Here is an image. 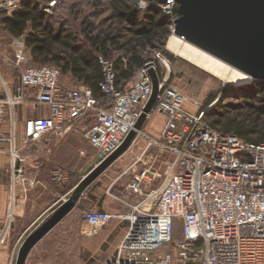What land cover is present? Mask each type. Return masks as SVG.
<instances>
[{"label": "built area", "instance_id": "1", "mask_svg": "<svg viewBox=\"0 0 264 264\" xmlns=\"http://www.w3.org/2000/svg\"><path fill=\"white\" fill-rule=\"evenodd\" d=\"M59 1L50 0L44 10L50 12ZM152 1L156 0H143L140 11ZM176 3L158 4L171 14ZM19 5L20 0H0V12L9 16ZM155 58L169 73L167 57L157 52ZM0 59L17 74L16 83L0 74V119L9 114L13 126L18 105L32 111L45 106L49 111L48 116L25 119V146L47 135L61 137L90 118L91 124H84L82 133L102 159L134 129L152 92L147 68L157 71L155 61L146 62L120 89L114 83L113 62L100 58L102 104L87 86L61 85L57 67L31 65L24 46L16 47L11 55L0 51ZM158 76V97L146 118L156 112L165 124L156 138L137 131L148 140L144 152H156L126 185L128 193L120 201L128 211L85 210L81 234L94 236L112 220L127 222L115 253L102 264H264V140L246 142L212 128L204 120L209 106L200 107L199 100L168 85L167 76ZM2 140L7 138L0 136ZM137 162H143L141 157ZM23 172L14 161L12 182L22 179ZM51 179L62 183L67 173L55 168ZM156 181L159 186L149 193ZM177 225L181 237L175 239ZM4 241L2 234L0 245Z\"/></svg>", "mask_w": 264, "mask_h": 264}, {"label": "trees", "instance_id": "2", "mask_svg": "<svg viewBox=\"0 0 264 264\" xmlns=\"http://www.w3.org/2000/svg\"><path fill=\"white\" fill-rule=\"evenodd\" d=\"M49 1L20 0L11 15L1 16L3 29L12 37L23 38L31 65L57 67L60 78L64 75L77 86H87L102 104L105 99L99 88L103 76L99 59L113 62L114 83L123 89L136 71L151 61L143 52L149 47L160 48L169 34L172 16L163 12L157 1L140 11L135 7L138 0H87L91 7L85 11L78 8L77 1L64 9L60 0L53 11L61 8L66 13L48 14L44 8ZM177 7L174 16L179 15ZM67 15L77 20L76 28L68 25ZM163 54L174 59L168 51ZM156 64L161 76L162 65ZM228 97L218 99V93L209 94L202 108L218 100L205 112L204 120L212 128L246 142L264 140V80L254 81L251 94H240L239 102Z\"/></svg>", "mask_w": 264, "mask_h": 264}, {"label": "rangeland", "instance_id": "3", "mask_svg": "<svg viewBox=\"0 0 264 264\" xmlns=\"http://www.w3.org/2000/svg\"><path fill=\"white\" fill-rule=\"evenodd\" d=\"M63 1L64 2L62 6L65 7L64 9H69V7H71L70 3H74L76 1L78 3L77 5L79 9L88 11V9H90L91 7L89 6V4H87V0ZM142 1L143 0H138L136 2L135 7L137 10H141L140 7L143 5V3L145 5L146 1ZM176 5L178 6L177 3ZM64 9L59 8V10L53 11L52 8L51 11L48 12V14H56L58 12L60 13L61 11L63 13H66ZM173 9L174 8H172L171 11L172 17L171 23L169 25V34L165 39V43L161 45L160 48L154 49L149 47L143 52V55L147 60L155 62V55L157 52L163 53L164 51H168L174 56L173 60L167 58L169 60V73H167L165 67L162 65L161 74L163 76H167V84L175 87L180 93L188 96L189 98L199 100L201 105L200 107L204 105L207 96L211 93H218V99L229 96L228 100L233 102H239L238 96L242 93L251 94V87L254 82L253 80L250 83L240 85L226 83L220 78L202 69L201 67L180 56L175 55L173 52L167 49L168 39L174 33L173 22L178 17L172 15ZM2 15H4V13L0 12V18ZM66 18L68 19V25L76 28L78 24L77 20L73 19L71 15H67ZM18 46H24L23 38L10 36L3 29V26L0 22V51L7 55H11L14 49ZM0 74L6 80L12 83H16L17 81L16 71L13 70L11 66L4 63L2 59H0ZM60 82L67 84L69 87L77 86L70 80L69 77H66L64 75L61 76ZM218 99L208 105V109H210ZM26 109L28 108L25 105L15 106V115H18L17 113ZM18 116H21L20 113ZM0 123L10 124V115H4L0 119ZM84 124H91L90 118L86 119L83 125ZM35 144L36 143H30L27 145V147L30 146L32 149H34V152L37 155V157L32 159L33 162L34 160L36 161V159L41 160L43 156V148H37ZM81 147H83L85 155L81 156L78 153V150L75 149V151L68 155L67 161L65 163H55L52 165V170L55 168H61L64 169L67 173L66 181L62 183H56L52 181V184L59 186V189H61V191L66 188H71L73 184H77L79 180L94 167V164L89 160V157L96 154L99 155V157L101 156V153L98 154L94 149L89 147L85 138L83 139V145H81ZM137 151L138 146L135 145L132 150H128L127 154H122L85 189L79 199L80 202L78 201L73 210L65 216L62 222L57 224V226H55L48 233V235L31 251L28 262H26V264H102L106 260L109 254H105L104 251L106 247H108V244H105V246H102L100 249L98 248L97 252H92L91 248L92 243H94V239H87L84 238L85 235H80L82 214L78 207L83 203H87L86 209L91 210L104 209L107 211H111V208L113 210V207H125L120 199L126 193V185L128 181L131 180L133 171L131 169L125 173H123V171L133 161V157L138 153ZM135 168V173H138L141 169V166H137ZM159 184L160 182L156 181L149 188L148 192L150 193V191H153L155 188H157V186H159ZM92 194L93 198H91V200L83 199V197L86 196L87 198ZM66 195H62L61 198L52 205L51 209L54 210L65 199ZM111 222L105 225L102 229L110 225ZM126 225V221L119 223L117 226V230H120L121 227H124ZM101 230H99V232ZM180 237L181 229L179 225H177L175 227V239H178ZM167 249L168 248H165L163 249V251Z\"/></svg>", "mask_w": 264, "mask_h": 264}, {"label": "crops", "instance_id": "4", "mask_svg": "<svg viewBox=\"0 0 264 264\" xmlns=\"http://www.w3.org/2000/svg\"><path fill=\"white\" fill-rule=\"evenodd\" d=\"M48 112L47 107L39 106L34 111L30 109L20 111V117L18 116L19 113H17L18 115H15L16 120L13 126L8 123H0V136L7 138V140L0 141V235H5L4 243L0 245V264L13 263L18 247L27 234L48 217L53 211L51 209L52 205L56 203L62 195L65 196L68 194L76 185L73 184L71 188H66L61 191L59 186L52 184L51 171L53 164L65 163L68 155L75 151V149L78 150L81 156L85 155V151L83 147H81L84 139L82 133L83 125L72 126L71 129L61 137L47 135L36 142L35 145L37 148H43V156L41 160L36 159L34 162L32 159L37 157L34 149L30 146H25L22 142L25 119L29 117L36 118L48 116ZM164 124L165 118L159 113L152 112L151 115L145 119L141 130L147 137L156 138L159 136ZM10 137L11 139L9 140ZM135 145L138 146V153L135 154L133 161L126 167L123 173L137 166H141L140 170H142L144 168L143 164L148 162L156 152L155 149H148L145 153L144 151L148 146V140L144 136L137 135L130 147L123 154H127L128 150H132ZM89 147L94 149L98 154L100 153L91 145H89ZM140 157L143 162L138 163L137 160ZM101 159L102 155L99 157L97 154L89 157V160L94 166L98 164ZM14 161H16L17 165L23 167L24 172L22 179L13 183L11 167ZM136 175L137 174L133 172L131 179L135 178ZM128 182H130V180ZM127 193L128 191L126 190L125 194ZM91 198H93V194L87 198L86 196L83 197V199L87 200H91ZM86 205L87 203H83L78 207L81 214L85 210H91L86 209ZM124 206L125 207H113L111 211L104 209L95 211H107L112 213L128 211V207L125 204ZM62 220L59 223H61ZM121 222L124 221L113 220L110 225L106 226L97 235L92 237L84 236L81 232L80 235L87 239H94L91 248L92 252H97L98 248L100 249L102 246H105V244H108V247H106L104 251L105 254H109L106 258L108 259L115 253L117 245L126 233L128 224L121 227L120 230H117V226ZM46 236H44L33 249ZM30 254L31 252L26 262H28Z\"/></svg>", "mask_w": 264, "mask_h": 264}, {"label": "water", "instance_id": "5", "mask_svg": "<svg viewBox=\"0 0 264 264\" xmlns=\"http://www.w3.org/2000/svg\"><path fill=\"white\" fill-rule=\"evenodd\" d=\"M165 4L167 0H156ZM177 35L223 61L243 70L253 81L264 80V0H175ZM147 72L152 92L134 129L120 146L104 157L69 191L66 198L23 239L12 264H25L33 247L76 206L85 189L134 141L159 93V76L154 67Z\"/></svg>", "mask_w": 264, "mask_h": 264}, {"label": "bare ground", "instance_id": "6", "mask_svg": "<svg viewBox=\"0 0 264 264\" xmlns=\"http://www.w3.org/2000/svg\"><path fill=\"white\" fill-rule=\"evenodd\" d=\"M167 49L226 83L233 85L247 84L253 79L250 74L183 39L175 31L168 39Z\"/></svg>", "mask_w": 264, "mask_h": 264}]
</instances>
